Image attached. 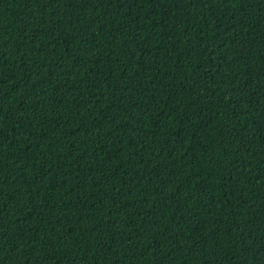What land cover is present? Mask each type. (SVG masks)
<instances>
[{
    "label": "trees",
    "instance_id": "1",
    "mask_svg": "<svg viewBox=\"0 0 264 264\" xmlns=\"http://www.w3.org/2000/svg\"><path fill=\"white\" fill-rule=\"evenodd\" d=\"M0 264H264V0H0Z\"/></svg>",
    "mask_w": 264,
    "mask_h": 264
}]
</instances>
